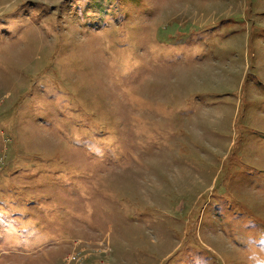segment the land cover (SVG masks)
I'll return each mask as SVG.
<instances>
[{
    "label": "rangeland",
    "instance_id": "rangeland-1",
    "mask_svg": "<svg viewBox=\"0 0 264 264\" xmlns=\"http://www.w3.org/2000/svg\"><path fill=\"white\" fill-rule=\"evenodd\" d=\"M264 264V0H0V264Z\"/></svg>",
    "mask_w": 264,
    "mask_h": 264
},
{
    "label": "built area",
    "instance_id": "built-area-1",
    "mask_svg": "<svg viewBox=\"0 0 264 264\" xmlns=\"http://www.w3.org/2000/svg\"><path fill=\"white\" fill-rule=\"evenodd\" d=\"M81 239L74 241L73 249L63 258L62 264H82L84 257L89 253L81 244Z\"/></svg>",
    "mask_w": 264,
    "mask_h": 264
}]
</instances>
